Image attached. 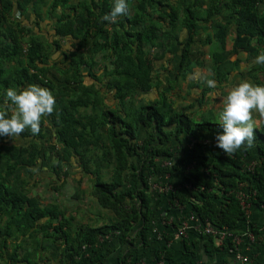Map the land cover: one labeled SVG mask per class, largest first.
<instances>
[{"label":"trees","instance_id":"16d2710c","mask_svg":"<svg viewBox=\"0 0 264 264\" xmlns=\"http://www.w3.org/2000/svg\"><path fill=\"white\" fill-rule=\"evenodd\" d=\"M127 2L128 14L109 23L101 18L112 0H0V110L10 115L3 96L9 87L38 84L56 100L37 134L25 129L0 137V264H105L115 251L110 245L85 253L115 232L121 233L118 264H196L201 243L210 255L222 253L213 236L172 248L176 223L166 232L167 246L150 239L157 220L153 183L193 162L187 179L192 190L171 194L170 205L179 203L206 225L238 234L249 219L237 192L264 207V116L253 127L252 145L233 154L186 146L189 138L222 132L200 115L212 93L226 95L239 78L264 84V64L253 62L264 52V0ZM200 46L210 48V75L188 84L185 100H192L183 106L175 100L183 96L180 85L204 68ZM51 155L57 177L69 176L70 168L64 170L73 162L90 175L93 198L114 214L110 224L75 228V216L33 194L30 181ZM170 157L178 163L162 166ZM249 159L256 161L253 171ZM255 225L250 222V230L264 237ZM224 248L234 245L228 241Z\"/></svg>","mask_w":264,"mask_h":264},{"label":"clouds","instance_id":"9594fccd","mask_svg":"<svg viewBox=\"0 0 264 264\" xmlns=\"http://www.w3.org/2000/svg\"><path fill=\"white\" fill-rule=\"evenodd\" d=\"M127 0H112L110 10L102 20L116 23L119 17L128 14ZM255 64H264V52L257 54ZM215 87V80L206 81ZM4 99L12 106L10 115L0 110V137H15L28 129L32 134L40 131L41 119L51 114L56 103L52 92L38 84L24 88H6ZM219 125L222 132L215 137L216 146L225 154H233L253 143V113L264 116V84H253L245 80L232 86L226 95L220 97Z\"/></svg>","mask_w":264,"mask_h":264},{"label":"crops","instance_id":"0c3cea01","mask_svg":"<svg viewBox=\"0 0 264 264\" xmlns=\"http://www.w3.org/2000/svg\"><path fill=\"white\" fill-rule=\"evenodd\" d=\"M209 0H206V3H208ZM228 42H230V48H227L228 50L232 49L233 46V42L231 40V36L228 39ZM208 47V52L210 51L209 46ZM202 46L199 47V54L202 53L201 50ZM246 56H244L245 59ZM208 60H210L209 57V53H208ZM202 63L204 64L205 62L202 61ZM204 66V65H203ZM198 72L195 75H191L188 78V82L187 85L190 82H198V81H205L206 77H208V73L204 72V68H201V70H197ZM245 81L243 79L240 80L237 79V83ZM231 88V87H230ZM229 88V90H230ZM228 89V88H227ZM227 91V90H226ZM196 92H201L200 90L196 89ZM184 96V95H183ZM182 96V97H183ZM211 96L214 99L220 98L221 95L219 94H215L213 93V95L211 94ZM196 97V96H195ZM198 98V96H197ZM181 99V98H179ZM183 99V98H182ZM189 102H191L192 99H188ZM261 123V120H260ZM260 123H259V127H260ZM211 139L212 141L215 142V137L210 138L207 137L205 138V140H209ZM204 140V139H201ZM187 147L191 150L195 147L192 146V143L190 142V138L187 141ZM214 148V146H210L208 148H204V150L207 149H211ZM177 157H170L165 159L164 161H162V166L165 167H171L173 166L175 163H178V161H176ZM256 162L253 159H249L248 162H246V164H251ZM170 164V165H169ZM196 163L193 162L191 163L188 167L183 168L182 172L178 173L174 178L171 177L170 175H166L160 183H153V187L152 189L154 190V194H155V201H154V212L156 213V219L155 224H153V230H152V236L150 237V239L161 242L162 246H167V242H166V232L168 231V227L172 226V224L176 223L177 225L182 224L184 221H188L190 219V214L192 213V211H190V209L188 207L185 206H181L176 204L175 206L170 205L169 203V196L171 194H175L179 191H189L186 193H190V191L192 189H190L191 184L189 182H187V179L190 176V172L195 168ZM153 182V180H151ZM89 194V192H81V195H79L80 197L75 198L77 200H79L80 198H84L85 196H87ZM251 220L255 221L257 224H262L264 221V212L261 211L258 208H254L252 210L251 213ZM202 230V229H201ZM200 230V231H201ZM198 230L194 229V228H190L189 229V234H188V239L187 241L192 243L194 240H199L201 235L199 234ZM120 235V232H115L109 235H105L102 238L99 239V241H97V243H95L91 248L88 247L87 248V252L85 253V256H88V253L92 250H101L102 246L104 245H110L112 248L115 249L114 253H112V255L110 256L109 260L105 263V264H118V254L121 252L122 250V246L119 244V240H118V235ZM181 240L179 239H173L171 242H169V246H171L172 248L178 249V251H180L181 249ZM206 249L204 248L203 244L201 243L200 245V255L199 258L196 260L197 263L196 264H228L232 261V255L229 254V252H222L220 254H213L210 255L208 254L206 251ZM126 251L127 248H126ZM153 255L149 253L148 255L145 256L146 260L145 261H151L153 260ZM255 260L257 264H264V246L259 247L255 250ZM150 256V257H149ZM179 258V257H178ZM183 256H181L180 259H182ZM146 264V262H145Z\"/></svg>","mask_w":264,"mask_h":264},{"label":"rangeland","instance_id":"374dc122","mask_svg":"<svg viewBox=\"0 0 264 264\" xmlns=\"http://www.w3.org/2000/svg\"><path fill=\"white\" fill-rule=\"evenodd\" d=\"M46 22L42 24L43 31L46 29ZM70 49L71 47H65ZM227 48H230V42L227 43ZM202 53L200 54L201 60L204 63V72L210 74L208 71V66L210 60H208V47L203 46L201 48ZM245 55L239 56L242 59ZM238 57L234 56L233 60H236ZM241 80V78H240ZM90 79H86V82H90ZM92 82V81H91ZM98 88L101 87V84L96 83ZM181 91L183 92L184 97L181 99H175L183 106H187L190 104L189 100H185V95L188 91L187 83H182L180 85ZM228 92L229 88L226 89ZM213 95V93H212ZM116 103H114V106ZM221 109L220 98L214 99L212 96L210 100L203 105L199 110L201 111L200 115H204V119L211 120L215 123H219V111ZM192 113V111H191ZM192 115V114H190ZM259 113H253L252 122L253 127H259L260 120L263 119ZM261 118V119H260ZM101 156V153H99ZM55 163V158L51 155L50 158L42 165L41 171L37 174L34 181L31 182V190L34 195L42 198L44 204H52L57 203L61 205V207L68 211L67 215L75 216V221L73 222L74 227H78L79 225H91L92 227H99L103 225L110 224L111 220L114 218V214L111 211L105 210L101 208L96 200L93 198L92 186L93 182L91 181L90 175L83 172L78 162H73L70 167H65L64 171H67L70 168L69 176H66L64 173L60 174L59 177L55 175L53 171L52 165ZM248 165H250L248 163ZM247 165V166H248ZM94 168V166H90ZM105 173L104 179H108L109 176L106 174V170L103 171ZM111 175V170H109ZM80 180L79 181H77ZM57 184L59 186H57ZM56 187H60L61 192L57 193L55 190ZM81 192H89L87 196L84 198H80L79 200L75 199V195ZM80 197V196H79ZM44 256V255H43ZM45 264V263H44ZM57 264V263H54Z\"/></svg>","mask_w":264,"mask_h":264},{"label":"built area","instance_id":"2783aa9c","mask_svg":"<svg viewBox=\"0 0 264 264\" xmlns=\"http://www.w3.org/2000/svg\"><path fill=\"white\" fill-rule=\"evenodd\" d=\"M192 146L200 143L203 145V148H208L210 146H216V143L209 140H197L190 139ZM170 165V164H169ZM256 166V162L248 165V169L253 171ZM192 189V186L190 187ZM237 198L240 201L242 209L245 211L248 216V225L246 226L247 230H242V233L238 234L229 229H219L211 225H206L203 223L196 215L192 212L190 214V219L184 221L182 224H179L174 232V238L181 241L188 239L189 229L194 228L199 232L201 236H213L216 238V246L220 248L221 252H229L233 257L232 261L228 264H257L255 260V250L259 247L264 246V237L257 238L255 234L250 230L249 224L253 222L251 220V213L254 208H256L251 202L250 197L247 192L239 190L237 192ZM179 205V203H176ZM264 212V207L260 209ZM255 222V221H254ZM155 224V222H153ZM257 229L261 232H264V221L262 224L255 225ZM231 241L234 245V249L224 248L225 242ZM142 264H144L142 262ZM162 264V263H160Z\"/></svg>","mask_w":264,"mask_h":264}]
</instances>
